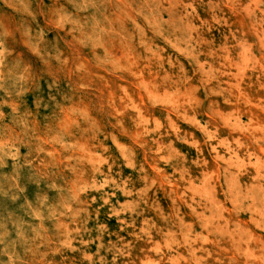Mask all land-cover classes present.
Instances as JSON below:
<instances>
[{
  "label": "rangeland",
  "instance_id": "374dc122",
  "mask_svg": "<svg viewBox=\"0 0 264 264\" xmlns=\"http://www.w3.org/2000/svg\"><path fill=\"white\" fill-rule=\"evenodd\" d=\"M0 264H264V0H0Z\"/></svg>",
  "mask_w": 264,
  "mask_h": 264
}]
</instances>
